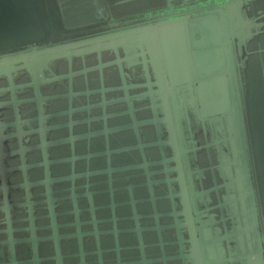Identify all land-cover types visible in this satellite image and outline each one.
<instances>
[{"label": "water", "instance_id": "water-1", "mask_svg": "<svg viewBox=\"0 0 264 264\" xmlns=\"http://www.w3.org/2000/svg\"><path fill=\"white\" fill-rule=\"evenodd\" d=\"M0 264H264V0H0Z\"/></svg>", "mask_w": 264, "mask_h": 264}]
</instances>
